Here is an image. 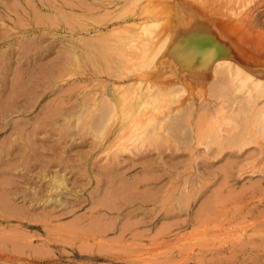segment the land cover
I'll use <instances>...</instances> for the list:
<instances>
[{"label": "rangeland", "instance_id": "374dc122", "mask_svg": "<svg viewBox=\"0 0 264 264\" xmlns=\"http://www.w3.org/2000/svg\"><path fill=\"white\" fill-rule=\"evenodd\" d=\"M131 1L55 0L64 10L40 25L26 0H0V196L10 206L0 203V264H264V141L241 145V133L220 130L217 94H201L207 72L204 82L186 81L192 96L143 147L114 158L118 132L99 136L90 126L93 100L148 78L147 70L114 73L115 60L95 48L113 43L116 25L138 26L148 15L141 6L149 0L134 11ZM193 1L202 13L226 15L228 37L242 49L264 51V0ZM152 2V19L174 13ZM184 24L193 30L190 18ZM210 47H195L196 57L207 59ZM208 125L222 133L218 144L207 146Z\"/></svg>", "mask_w": 264, "mask_h": 264}, {"label": "bare ground", "instance_id": "6f19581e", "mask_svg": "<svg viewBox=\"0 0 264 264\" xmlns=\"http://www.w3.org/2000/svg\"><path fill=\"white\" fill-rule=\"evenodd\" d=\"M26 1L28 2L27 5L30 6H28L30 8V11H28L29 14H27L26 9L23 10L24 12H26L27 16L29 15L31 16L32 20L34 19V21L36 22L35 24L46 25L49 21H56L57 14L59 12L61 13L64 10L63 7L55 5V0ZM139 1L141 0H132L131 2L133 4V8L131 6V8L129 7V9H133L134 11ZM162 1L164 2L162 4V8L164 10H173L174 13L172 14V16L171 14H169L168 16H166L167 19H162L159 13H157L160 19H154L156 17L152 19V16H150L149 14L150 12H153L150 8L153 6V2L152 0H149V7L147 6L148 4L141 6V10H144L148 15L142 18V22L140 21V25L139 23L138 26L132 24L136 27H132V25H125L123 29H119V25H116V28L113 27L112 29L113 31L116 30V37L113 40V43L109 42L95 47L102 52L101 56L107 62H111V59L115 60L113 61L116 63V68L115 70H113L114 73L123 75L126 72L137 73V71L142 70H144L145 73V71L147 70L149 74L148 78L145 76L147 80L144 83L140 80L139 83L133 82V84L125 87H122L123 85L121 87H112L111 89H109L105 97L100 100H93V109L89 111L92 117L90 126L95 129L97 135L99 136H102L106 131L110 129L111 131L113 129V131L118 132L116 134L117 140L115 141L116 150L114 153V158L116 155V158H119L124 151L132 152L134 148L138 149L140 147H143L146 142H153L158 138L157 135L160 136L163 133L166 124L169 123L174 112L181 107L180 106L176 108L174 105L181 101V98H184L186 93H189L188 95L192 96V92H189V90L191 91L192 89H188L186 87V81L199 82V79L206 77L205 72H207V88L205 90H201L200 87L196 88H199V90H201V94H217V97L219 98V104L217 109H214H216L217 114L220 115L218 121L220 130H223V125H227L232 129L233 132L237 131L236 135L237 133H241L239 134L241 135V137L238 140L239 144L241 145L253 140L258 143L261 142V140L264 141V51L262 48H260L261 45H258L257 48H253L252 50L242 49L240 47V44L236 42L237 39L234 35L228 37V35L231 33V29L229 27H234L230 24V26L228 27V23H224V21L228 19V17L226 15L224 16V14L223 17L219 16L218 14H215L216 11H212V13H202L201 9L204 10V8L200 6L201 4H198L199 1H197V3L193 0H161V2ZM139 5L138 7H140ZM230 5H228V7H230ZM92 6L88 5L87 7L86 5L85 7L89 8ZM165 6H170L171 8L166 9ZM98 8V10H100V7ZM90 9L95 10L93 7ZM129 9L127 10L129 11ZM158 9L159 8H157V10ZM109 10H111V8ZM157 10L155 12H157ZM45 11H49L50 13H46ZM159 11L161 10L159 9ZM136 12L137 10L135 11V13ZM99 14L100 13H98V15ZM122 14L126 15L127 13L125 14L122 10ZM163 14L166 13L164 12ZM104 16L106 17V14H104ZM133 18H135V16ZM186 18H190L192 20L191 26L194 27L193 30L180 29L182 25L186 24H184ZM126 19H128L127 16ZM98 20H101V18ZM182 34H185L187 36L185 40L186 43L184 45H180L179 42V37ZM239 36L241 38L245 36L248 40H250L248 35L245 33L243 35L240 34ZM225 37L227 39H230L229 44L226 43L227 41H225ZM207 39L210 40L208 41V43H206ZM202 44L211 46L209 48V50H211L208 53L209 55L207 59L196 57L194 48ZM258 44H260V42ZM261 44H264V42H262ZM104 50H106V53ZM109 50H111L112 52H109ZM79 57L80 55L75 54V58H77V60ZM90 58L94 61V63L100 64V59L96 53L91 54ZM61 59L63 58H59V60ZM49 69L51 70V68ZM159 70H161V72L165 70L166 72L170 73V76H172L170 82L159 78L160 76H162L161 74H159L160 76L158 75V73L160 72ZM168 73L165 74L169 75ZM130 75L131 74H129V76ZM132 76H134V74ZM221 76L225 77V83L220 84ZM204 80L205 79H202L203 82ZM17 91L16 93H12V96L9 99L11 100L10 103L12 105L16 104L15 94H17ZM24 91H22L23 94ZM198 93H200V91ZM189 98L190 97H188L187 99ZM192 98L190 100H192ZM204 99H206V97ZM185 102L182 103L184 104ZM1 119H5L4 116H2ZM177 121L178 120H176V122ZM227 126L225 128H227V131H229L230 128ZM220 130L216 128L213 129V127H210V125L205 128V132H202V134H204V136L209 140L207 146L210 145V143L213 144V142H216L219 139L218 137L222 134L220 133ZM111 134L114 133L112 132ZM260 144L262 145V143ZM1 155L2 154L0 153V156ZM111 156L112 155H110V157ZM0 158H2V156ZM108 172L111 173V180H116V172H114L112 168H108ZM4 199L5 197H3V199L1 197L0 203L2 202L5 206H8V199L7 201ZM108 206H111V203Z\"/></svg>", "mask_w": 264, "mask_h": 264}]
</instances>
